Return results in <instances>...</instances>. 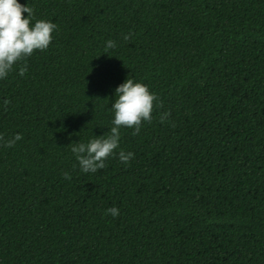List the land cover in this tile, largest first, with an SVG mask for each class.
I'll return each mask as SVG.
<instances>
[{
	"label": "trees",
	"instance_id": "trees-1",
	"mask_svg": "<svg viewBox=\"0 0 264 264\" xmlns=\"http://www.w3.org/2000/svg\"><path fill=\"white\" fill-rule=\"evenodd\" d=\"M18 2L57 30L0 80V264H264V0ZM128 78L162 107L84 173Z\"/></svg>",
	"mask_w": 264,
	"mask_h": 264
},
{
	"label": "clouds",
	"instance_id": "clouds-1",
	"mask_svg": "<svg viewBox=\"0 0 264 264\" xmlns=\"http://www.w3.org/2000/svg\"><path fill=\"white\" fill-rule=\"evenodd\" d=\"M27 13V17H24ZM34 20V10L22 5L18 0H0V80L6 79L14 68H19V75L23 77L28 68L25 61L34 55L36 51H46L57 30L55 23L40 19ZM133 33L123 37L125 41L131 39ZM116 47V42L108 40L105 51ZM116 99L112 104L114 119L110 131L101 137H95L88 143H72L71 152L75 155L81 170L84 173H96L106 167V161L110 157L117 156V149L120 146L121 129H134L133 135H138L142 125L151 123L153 113L158 107H162L159 97L150 89L135 82L134 79H126L115 90ZM9 100H4L7 108ZM170 113H163L160 122L164 123ZM21 134H16L12 139L5 140L0 135V146L6 148L15 147L16 142L22 140ZM120 162L129 164L134 158V153L120 150L118 153ZM64 178L71 180L68 173ZM118 217L119 209L111 207L106 210V215Z\"/></svg>",
	"mask_w": 264,
	"mask_h": 264
}]
</instances>
